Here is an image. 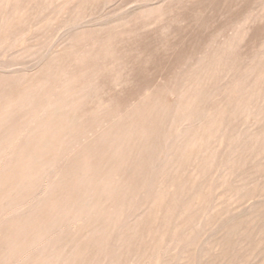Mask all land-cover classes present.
Listing matches in <instances>:
<instances>
[{
  "label": "rangeland",
  "instance_id": "rangeland-1",
  "mask_svg": "<svg viewBox=\"0 0 264 264\" xmlns=\"http://www.w3.org/2000/svg\"><path fill=\"white\" fill-rule=\"evenodd\" d=\"M0 264H264V0H0Z\"/></svg>",
  "mask_w": 264,
  "mask_h": 264
},
{
  "label": "bare ground",
  "instance_id": "bare-ground-1",
  "mask_svg": "<svg viewBox=\"0 0 264 264\" xmlns=\"http://www.w3.org/2000/svg\"><path fill=\"white\" fill-rule=\"evenodd\" d=\"M53 173V172H52ZM45 185V182L43 183ZM47 189V188H46ZM15 210V209H14ZM29 217V216H28ZM37 247V246H36ZM138 250V249H137ZM6 258V257H5Z\"/></svg>",
  "mask_w": 264,
  "mask_h": 264
}]
</instances>
